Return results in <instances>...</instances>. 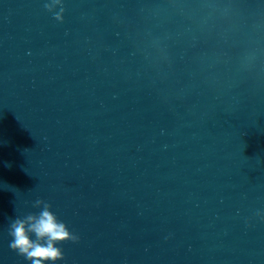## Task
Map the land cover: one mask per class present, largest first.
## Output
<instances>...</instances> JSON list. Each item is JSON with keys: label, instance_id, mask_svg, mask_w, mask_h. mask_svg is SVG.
<instances>
[{"label": "water", "instance_id": "obj_1", "mask_svg": "<svg viewBox=\"0 0 264 264\" xmlns=\"http://www.w3.org/2000/svg\"><path fill=\"white\" fill-rule=\"evenodd\" d=\"M46 4L0 0V264L37 200L56 264H264V0Z\"/></svg>", "mask_w": 264, "mask_h": 264}, {"label": "clouds", "instance_id": "obj_2", "mask_svg": "<svg viewBox=\"0 0 264 264\" xmlns=\"http://www.w3.org/2000/svg\"><path fill=\"white\" fill-rule=\"evenodd\" d=\"M53 5H61V0H52V4H46L45 7L53 11ZM63 12L61 6L60 11L55 13V19L63 20ZM41 205L42 210L38 214H29L11 223L9 234L13 239L10 248L31 264H56L64 258L62 249L57 245L66 241L76 242L78 237L51 211L50 204L43 200L35 201V207Z\"/></svg>", "mask_w": 264, "mask_h": 264}]
</instances>
